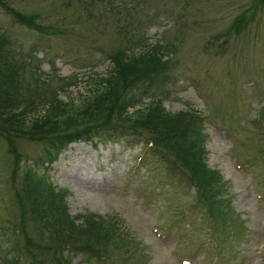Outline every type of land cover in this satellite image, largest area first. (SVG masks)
<instances>
[{"label":"rangeland","instance_id":"1","mask_svg":"<svg viewBox=\"0 0 264 264\" xmlns=\"http://www.w3.org/2000/svg\"><path fill=\"white\" fill-rule=\"evenodd\" d=\"M252 1H0V37L13 42L27 72L61 88V100L93 89L118 49H161L165 67L128 94L125 111L160 104L201 117L202 159L228 202L216 215L201 207L178 171L134 136L71 142L44 168L34 161L43 144L22 140L21 164L65 190L68 214H92L119 235L105 258L72 252L70 264H264V1L246 27L229 29ZM16 12L49 31L20 23ZM3 146L0 137V264L15 252V264H27L6 240L15 207Z\"/></svg>","mask_w":264,"mask_h":264},{"label":"trees","instance_id":"2","mask_svg":"<svg viewBox=\"0 0 264 264\" xmlns=\"http://www.w3.org/2000/svg\"><path fill=\"white\" fill-rule=\"evenodd\" d=\"M263 1L253 0L234 17L229 29L237 33L246 27ZM15 16L22 24L49 31L19 12ZM11 43L0 37V137L10 158L8 181L15 207L6 240L25 251L27 264H46L42 259L47 264H70L68 255L72 252H88L101 260L119 235L115 230H106L92 214H68L65 190H55L43 171L21 164L17 145L22 140L43 144L34 161L44 168L43 164L51 163L70 142L99 139L108 132L134 136L178 171L179 177L193 188L201 207L214 215L227 209L220 178L206 166L200 152L197 136L201 117L169 113L160 104L131 114L125 111L132 103L128 94L164 66L161 49L156 51L153 46L138 54L118 49L109 56L111 67L106 75L74 102L61 100V88L47 83L36 71L27 72L24 63L13 56ZM15 254L5 257L2 264H15Z\"/></svg>","mask_w":264,"mask_h":264}]
</instances>
